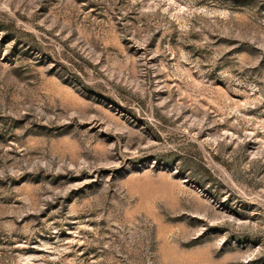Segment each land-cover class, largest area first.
I'll list each match as a JSON object with an SVG mask.
<instances>
[{
    "label": "rangeland",
    "instance_id": "374dc122",
    "mask_svg": "<svg viewBox=\"0 0 264 264\" xmlns=\"http://www.w3.org/2000/svg\"><path fill=\"white\" fill-rule=\"evenodd\" d=\"M0 264H264V0H0Z\"/></svg>",
    "mask_w": 264,
    "mask_h": 264
}]
</instances>
